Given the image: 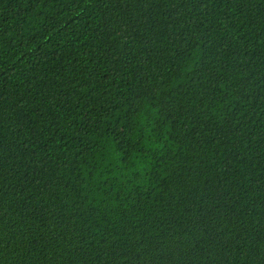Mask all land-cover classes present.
I'll return each mask as SVG.
<instances>
[{
	"label": "trees",
	"instance_id": "trees-1",
	"mask_svg": "<svg viewBox=\"0 0 264 264\" xmlns=\"http://www.w3.org/2000/svg\"><path fill=\"white\" fill-rule=\"evenodd\" d=\"M0 264H264V0H0Z\"/></svg>",
	"mask_w": 264,
	"mask_h": 264
}]
</instances>
